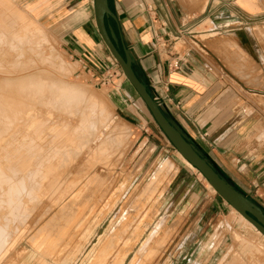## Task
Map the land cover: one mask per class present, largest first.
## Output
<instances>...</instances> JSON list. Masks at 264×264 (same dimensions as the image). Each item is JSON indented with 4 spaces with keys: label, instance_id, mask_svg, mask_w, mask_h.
<instances>
[{
    "label": "rangeland",
    "instance_id": "1",
    "mask_svg": "<svg viewBox=\"0 0 264 264\" xmlns=\"http://www.w3.org/2000/svg\"><path fill=\"white\" fill-rule=\"evenodd\" d=\"M32 1L0 0V17L4 16L3 19L0 18V24L3 25L0 26L1 30L5 29L0 30V36L4 35L1 37L3 39L0 38V55H2L0 56V84L4 83V86H0V94L4 93L3 87L11 85L9 83L15 86L17 82L15 79L32 73L28 79L33 82L28 83L33 89L41 85L48 89L51 85L56 90L55 87H59L60 83L84 88L88 98L93 97L97 100V105H101L105 113L103 114L107 118L104 124H98L97 132L92 129L87 132L91 134V137L86 136L87 139H84L85 142L91 140L87 144L79 135L80 129L83 130L90 121L87 120L88 112L84 110L87 104L84 98V101L79 102V107L84 105L83 109L75 108L74 106L78 105L73 106V102L72 105H67L68 108L66 105L63 108L61 101L59 104L52 101L51 105V102L48 104L45 101L42 105V102H39L33 110L37 114L32 112L31 121L38 115L40 119L36 117L34 119L36 122L33 120V123H25L27 127H16L14 131L10 130L11 134L7 133L6 137L0 138L2 143L0 146L5 147L3 149L0 147V158L12 159L11 155L17 154L14 156L15 160L3 161H7L5 163L8 165L20 162V159L22 162L25 159L24 163L20 162L24 166L34 162L36 164L39 161L38 157L40 159L42 156L32 157L22 152L27 150L29 141L32 143L35 141L34 143L38 145L44 144L43 150L48 144H51L49 148L54 145L58 149L61 148L55 155L58 157L51 161L54 162L51 166L55 171L51 172L52 169H50L51 171L43 174L45 179L39 182L37 187L39 189H35L34 193H24L25 201H27L25 206L14 208L4 205L2 209L3 205H0L2 207L0 208V225H2L0 232L3 230L0 237L3 236V243L6 242L5 245L1 243L3 250L0 251V264H264V234L255 226L249 225L247 220L244 223L230 204L216 211L211 199L215 197L221 200V196L216 190L211 189L208 180L198 169L192 168L180 157L178 150L171 143L162 135L158 134L160 138L155 135L157 132L153 127L146 126L138 130L120 117L117 112L118 100L115 93L116 90H121L123 82H127L120 66L112 69L116 75L112 77L111 82L104 84L78 58L68 52L63 45L62 36L56 33V29L37 18L28 5ZM7 15H10L9 17L15 15V19L8 20ZM204 17L199 42L206 47L198 46L200 54L207 59L213 58L212 54H214L215 58L228 62L229 66L222 69L230 71L236 80L242 79L243 69L248 70L247 73L249 72L251 78L258 76V66L241 65L243 55L241 42L242 39L246 41L249 37L251 43L264 44V20L257 18L247 20L243 14L239 13L214 20L210 19L208 13H205ZM17 19L20 20L17 21ZM23 22L26 25L29 23L27 28ZM7 27L10 28H8L9 31ZM11 27L14 29L20 27L19 31L22 32L18 34L19 31ZM236 28L243 31L233 36L224 33L226 30ZM25 31V35L29 37H23L25 35L22 34ZM4 32L8 34L5 35ZM216 32H222V34H216ZM9 35L15 38L12 39ZM32 36L38 40H31ZM6 38L10 40L6 41ZM13 41H16L17 45ZM250 58L252 61L254 56L250 55ZM260 70V76L264 79V66ZM34 81L37 82L33 85ZM234 84L239 87L236 81ZM39 89L40 94H45L44 90ZM91 101L93 102V100L89 102ZM77 108L82 111L78 112ZM73 110L75 113L72 112ZM83 110L87 113L84 114ZM44 119L47 120L46 123ZM37 121L42 123L41 131L45 129L42 133L38 129L39 126L35 125ZM116 123H119V126ZM76 125L80 126V129ZM19 130L20 133H18ZM14 132L15 134H12ZM113 132L118 134L117 137ZM10 135L17 136L13 139ZM105 136L109 137L108 141ZM53 137H56V140ZM66 137H68L67 142ZM145 137H150V142L143 147L145 141L144 143L139 141ZM12 139L13 142H9ZM16 139L17 141H14ZM1 140L6 144L15 142L16 145L10 144L6 148V144H3ZM80 142L84 143V149ZM17 143L22 146L18 147ZM150 143L156 145L153 151L150 150ZM63 145H65L64 148H62ZM9 147L12 153L7 152ZM2 150L5 153H2ZM32 150L31 148V152ZM19 152L24 155L22 156ZM6 153L9 158L5 156ZM17 157H20L18 161ZM165 159L173 163L174 168L172 170L171 166L170 172L176 173L181 165L192 170L198 178V187L203 190V195L198 197L193 190L187 193L188 191H183V188H178L179 181L176 180L173 183L174 174L170 175V179L159 182L161 178L159 169L163 160L166 161ZM154 173L158 176L154 177ZM14 209L20 216H16ZM25 210L26 213H24ZM13 216L18 222L12 220ZM3 219L7 220V223ZM9 219L11 223L8 222ZM9 227L13 230L12 233ZM4 236H8V240Z\"/></svg>",
    "mask_w": 264,
    "mask_h": 264
},
{
    "label": "crops",
    "instance_id": "2",
    "mask_svg": "<svg viewBox=\"0 0 264 264\" xmlns=\"http://www.w3.org/2000/svg\"><path fill=\"white\" fill-rule=\"evenodd\" d=\"M28 5L37 18L56 29L68 52L93 75L102 77L119 66L98 32L93 0H33ZM109 5L116 19L110 17L107 23L119 49L122 53L129 49L135 71L159 97L165 114L221 174L264 209V79L260 76L264 44L242 39L241 65L258 66V76L251 78L243 69L238 80L222 69L228 62L212 52L213 58L207 59L198 48L204 46L199 40L205 13L212 20L235 13L247 20H264V0H109ZM239 31L243 30L224 33L233 36ZM115 96L124 121L138 130L153 127L157 137L162 135L171 143L128 80ZM144 141L143 147L150 137L139 142ZM150 146L152 151L156 147ZM174 175L178 188L203 195L192 170L181 165ZM211 201L216 211L228 204L222 198Z\"/></svg>",
    "mask_w": 264,
    "mask_h": 264
},
{
    "label": "bare ground",
    "instance_id": "3",
    "mask_svg": "<svg viewBox=\"0 0 264 264\" xmlns=\"http://www.w3.org/2000/svg\"><path fill=\"white\" fill-rule=\"evenodd\" d=\"M7 3V2H6ZM10 4V3H9ZM1 6V5H0ZM9 7V6H8ZM7 7V8H8ZM12 8V7H11ZM10 9V8H9ZM0 10H1V8H0ZM8 10V9H7ZM10 11V10H9ZM6 12V11H5ZM1 13V12H0ZM4 13H3V11H2V15H3ZM8 14H9V12H8ZM14 14V13H13ZM1 15V14H0ZM6 15V14H5ZM11 15V14H10ZM10 15H7V18H8V20H10L9 18H13V19H15L14 17H15V15H14V17L13 16H11V17H9ZM2 17V19H3V17L4 16H1ZM0 17V18H1ZM16 17H18L17 15H16ZM24 17V16H23ZM20 18H22V17H20ZM6 21L5 22H7V19L6 18H4ZM27 19V18H26ZM25 19V20H26ZM1 20V19H0ZM18 20H20V19H17V21ZM23 20V19H22ZM2 21H4V20H2ZM11 21L13 22V20L11 19ZM16 20H15V22H17ZM9 22V21H8ZM1 23V22H0ZM20 23H22V22H20ZM23 23H25V22H23ZM3 24L5 25V23L3 22ZM9 24V23H8ZM16 24H18V22L16 23ZM15 24V25H16ZM1 25V24H0ZM7 25V24H6ZM15 25H13V26H15ZM18 25H20V24H18ZM24 25V24H23ZM25 25H26V23H25ZM27 25H29V23L27 24ZM25 26L26 28L28 27V26ZM1 26H3V25H1ZM0 26V30H1V27ZM8 26V25H7ZM17 26V25H16ZM15 26V27H16ZM9 27H10V25H9ZM9 27H7L6 29H8ZM20 27H21V25H20ZM20 27L18 28V29H16V30H18L19 31V29H20ZM25 27H23V28H25ZM29 27H31V25L29 26ZM12 28V27H11ZM33 28V27H32ZM10 29V28H9ZM9 29H8V31H9ZM12 29H14V28H12ZM14 29V30H15ZM29 29V28H28ZM3 30H5L4 28H3ZM3 30H1V31H3ZM21 30V29H20ZM23 30V29H22ZM26 30V29H25ZM12 31V30H11ZM31 31V30H30ZM20 32H22V31H19V32H17L18 34L20 33ZM34 32H35V30H34ZM1 33V32H0ZM3 33V32H2ZM4 34L5 35H7L8 33H6V32H4ZM10 34V33H9ZM26 34V31H25V33H23L22 35H25ZM30 34V33H29ZM2 35V34H1ZM31 35V34H30ZM37 35V34H36ZM2 36H4V35H2ZM2 36H0V38L2 37ZM11 35H9V37H10ZM38 36V35H37ZM7 37V36H6ZM12 37V36H11ZM10 37V38H11ZM23 37H29V36H27V35H25V36H23ZM10 38H8L9 40H10ZM15 37H12V39H14ZM1 39H3V38H1ZM8 39L6 38V41H8ZM22 39V38H21ZM24 39V38H23ZM22 39V40H23ZM32 39H34V37L32 36V38H31V40ZM19 40H20V38H19ZM24 40H27V39H24ZM30 40V39H29ZM35 40V39H34ZM38 40V39H37ZM37 40H35V41H37ZM3 42V41H2ZM14 42V41H13ZM12 42V43H13ZM22 42V41H21ZM4 43H5V40H4ZM15 44H16V41L14 42ZM17 43H18V41H17ZM8 45H9V43H8ZM17 45V44H16ZM22 46V45H21ZM28 48H30V47H28ZM17 49V48H16ZM3 51V50H2ZM15 51V50H14ZM20 51V50H19ZM21 52V51H20ZM0 56H2V55H0ZM1 58V57H0ZM10 58V57H9ZM57 58V57H56ZM59 58V57H58ZM3 59V58H2ZM15 60V59H14ZM51 60H52V58H51ZM57 60H59V59H57ZM61 60V59H60ZM62 61V60H61ZM58 62V61H57ZM19 64V63H18ZM30 64V63H29ZM8 65V64H7ZM23 65V64H22ZM15 67V66H14ZM15 71V70H14ZM24 72V71H23ZM34 73H36V72H34ZM40 73V72H39ZM17 74V73H16ZM20 74V73H19ZM38 74V73H37ZM6 75V74H5ZM32 75V73H30V74H27V75H25V76H23V77H20V78H18V79H15L14 81L16 82L14 85L15 86H13L12 84L13 83H9V82H7V81H5V82H7V83H9V87L8 86H6V87H3L4 85V83H2V84H0V86L1 85H3L2 87H3V92L4 93H2V94H0V138L2 137H4L7 133H10L11 134V132H10V130L12 131V129H13V131H14V129L17 127V128H22V127H27V126H25V123H27L28 124V122L30 123V122H32L36 117H37V119H38V117H39V115L38 116H36V117H34V119L31 121V119L33 118L32 117V112H33V110L35 109V106L36 105H38V103L40 102H42L41 103V105L42 104H44L43 102H45L46 101V103L48 102V104L50 103V105L52 104V101H55V102H53V103H56V104H59V101H61L62 102V105L64 106L63 108H65V105L67 106V105H72V102H73V106L76 104V105H78V106H74L75 108L76 107H78L79 109L80 108H82V106H84V105H82V102H81V107H79V102L80 101H82L83 100V98L86 100V102H87V104H86V106H85V108L87 109H84L85 111H87L88 112V114H87V116L89 117V118H87V120H90V121H88V125L82 130V129H80V126H77V127H79L78 129H80L81 130V134L79 133V135L80 136H82L83 138H81L82 140H84V139H87L86 138V136L88 137H91L90 135H89V133H87V132H90V130L92 129V130H94V131H96L97 132V130H98V124L99 123H103L104 122V120L107 118L104 114V112H103V110H102V107H101V105H97V100L96 99H94L93 97H91V96H89V98H88V93L86 92V90L84 89V88H82V87H80V86H78V85H71V84H66V83H60V86L58 87V86H56L55 88H56V90H57V88H58V91H56V90H54L53 89V86L51 87V85L48 87V89H46L45 88V86H40L39 88H41L42 90H44V92H45V94H40V89L37 87V88H35V89H33V87L32 88H30L29 86V81H30V83H32L31 82V80L30 79H28V78H30L29 76H31ZM35 75V74H34ZM39 75V74H38ZM36 76V75H35ZM53 77V76H52ZM126 77V76H125ZM39 79V78H38ZM12 80V79H11ZM35 80H36V77H35ZM8 81H9V79H8ZM13 81V80H12ZM13 81V82H14ZM38 81V80H37ZM37 81H34L35 83H33V85L34 84H36V82ZM55 81H56V79H55ZM4 82V81H3ZM40 82V81H39ZM53 82V81H52ZM46 83V82H45ZM44 83V84H45ZM54 83H56V82H54ZM58 83V82H57ZM32 84H31V86H33ZM56 85V84H55ZM37 86V85H36ZM61 90V91H60ZM60 91V93H58ZM1 92V91H0ZM45 95V96H44ZM91 95V94H90ZM87 96V97H86ZM90 100H93V102L91 101V102H89ZM84 101V100H83ZM85 102V103H86ZM92 103V104H91ZM56 104H54V105H56ZM40 105V106H41ZM47 105V104H46ZM45 105V106H46ZM69 105V106H70ZM39 106V107H40ZM47 107H48V105H47ZM56 107H58L59 108V106L58 105H56ZM61 107V106H60ZM51 108V107H50ZM55 108V107H54ZM57 108V109H58ZM67 108H68V106H67ZM73 108V107H72ZM78 108L76 109L78 112H81L82 111V109H81V111L80 110H78ZM53 109V108H52ZM39 110V109H38ZM37 110V111H38ZM43 110V109H42ZM70 110H72V109H70ZM70 110H68V111H70ZM84 110H83V112H84ZM44 111V110H43ZM62 111V110H61ZM75 110H73L72 112H74ZM36 112V111H35ZM35 112H33L34 114H37V113H35ZM65 112V111H64ZM87 112H84V114H86ZM69 113V112H68ZM75 113V112H74ZM104 113V114H103ZM82 114V113H81ZM90 114V115H89ZM42 115V114H41ZM51 115V114H50ZM104 115V116H103ZM54 116V115H53ZM81 116H83V114L81 115ZM84 117V116H83ZM95 117L97 118L96 120H95ZM46 118V117H45ZM82 118V117H81ZM39 119H40V117H39ZM47 119V118H46ZM49 119V118H48ZM51 119V118H50ZM49 119V120H50ZM76 119V118H75ZM86 120V119H85ZM108 120V119H107ZM106 120V121H107ZM35 121V120H34ZM42 121V120H41ZM41 121H37V123H35V125L37 124V126H39L38 127V129H40V131H41V128H43L42 126H40L42 123H41ZM43 121H45V119L43 120ZM42 121V122H43ZM47 121V120H46ZM46 121H45V123H46ZM82 121H84V119L82 120ZM36 122V121H35ZM50 122V121H49ZM33 123V122H32ZM111 123V122H110ZM39 124V125H38ZM43 124H44V122H43ZM70 124V123H69ZM79 124V123H78ZM81 124V123H80ZM104 124V123H103ZM115 124V123H114ZM119 123H116V125H118ZM18 125V126H17ZM35 125H34V130L36 129L35 128ZM45 125V124H44ZM101 125V124H100ZM115 125V126H116ZM60 126V125H59ZM64 126V125H63ZM119 126V125H118ZM29 127V126H28ZM41 127V128H40ZM45 127V126H44ZM58 127V126H57ZM77 127H75V128H77ZM101 127V126H100ZM117 127V126H116ZM55 128V127H54ZM59 128V127H58ZM83 128V127H82ZM115 128V127H114ZM37 129V130H38ZM69 129V128H68ZM71 129V128H70ZM73 129V128H72ZM24 130V129H23ZM23 130H22V133H23ZM30 130V129H29ZM36 130V131H37ZM44 131H45V129H43ZM42 130V131H43ZM54 130V129H53ZM61 130V129H60ZM113 131H114V129H112ZM116 130H118L119 131V129H116ZM116 130H115V132H116ZM16 131H18V130H16ZM25 131V130H24ZM31 131V130H30ZM42 131L40 132V133H42ZM76 131V130H75ZM117 131V133H119ZM26 132H27V129H26ZM55 132V131H54ZM58 132V131H57ZM65 132H67V130L65 131ZM18 133H20V130H19V132ZM38 133V132H37ZM50 133V132H49ZM68 133H69V130H68ZM68 133H65V134H68ZM75 133V132H74ZM114 133V132H113ZM12 134H15V132L14 133H12ZM31 134V133H30ZM54 134V133H53ZM59 134V133H58ZM71 134V133H70ZM77 134V133H76ZM88 134V135H87ZM105 134V133H104ZM109 133H107V135H108ZM115 134V133H114ZM9 135V134H8ZM20 135V134H19ZM29 135V134H28ZM49 135V134H48ZM94 135V134H93ZM111 135V134H110ZM118 135V134H117ZM117 135L115 134L114 136H116L117 137ZM120 135V134H119ZM11 137H13L12 135H10ZM17 136V135H16ZM15 136V137H16ZM27 136V135H26ZM31 136V135H30ZM41 136V135H40ZM51 136V135H50ZM54 136H56V135H54ZM95 136V135H94ZM113 136V137H114ZM6 137V136H5ZM15 137H13V139L15 138ZM19 137V136H18ZM28 137V136H27ZM26 137V140L29 138H27ZM44 136L42 135V138H43ZM59 136H57V138H58ZM88 137V138H89ZM106 137V136H105ZM113 137H111V139H113ZM24 138H25V136H24ZM47 138V137H46ZM54 138V137H53ZM56 138V137H55ZM54 138V139H55ZM67 139H65L66 140V142H67V140H68V137H66ZM107 138H109V137H106L105 139L108 141L109 139H107ZM7 139V138H6ZM9 139V138H8ZM13 139H12V141L10 140H8L9 142H13ZM41 139V138H40ZM62 139H64V137L62 138ZM77 139V138H76ZM92 139V138H91ZM95 139V138H94ZM3 140H5V138L3 139ZM23 140V139H22ZM25 140V139H24ZM32 140H33V138H32ZM47 140V139H46ZM56 140V139H55ZM54 140V141H55ZM99 140H101V139H99ZM2 141V140H1ZM14 141H17V139L16 140H14ZM38 141V140H37ZM50 141L52 142V140H51V138H50ZM63 141V140H62ZM81 141V140H80ZM89 141H91V140H89ZM89 141H87V142H89ZM101 141H103V140H101ZM3 142V144H6L5 143V141H2ZM26 142V141H25ZM24 142V144H26ZM35 141H33V143L32 142H28V144H29V146H28V148H27V150L26 151H22L25 155H31L32 157L34 156V157H37L38 155H40V159H39V157H38V162L35 164V162H34V164H32V163H29V161L27 162V163H29L28 165H26V166H24V164L22 165L21 163H24L25 162V159H23L24 160V162H22V159H20L21 161V163L20 162H14L13 164H10V165H8L7 163H5V162H7V161H5V162H3L4 160H6L7 158L5 157V159L3 160V158L1 159L0 158V205H3V208L2 207H0V208H2V209H4V205H7L8 207L9 206H13L14 208L15 207H19V206H22V205H24L25 206V204H26V202L27 201H25V197H24V195H26V194H24V193H34V191H35V189H39V188H37L38 186H39V182H41L43 179H45V173H47V172H49V170L50 169H52V171L51 172H53V171H55L54 170V168H53V166H51V164H53L54 162H51V161H53V160H55V159H53V158H56V157H58V156H56L55 157V155H56V153L59 151V150H61V148L60 149H58L57 147H55V145L54 146H52V147H48V146H51V144L49 145L48 144V146H46V149H44L43 150V145H38V143H34ZM50 142V143H51ZM59 142H60V140H59ZM76 142V141H75ZM84 142H85V140H84ZM87 142H85V143H87ZM98 142V141H97ZM100 142V141H99ZM8 143V142H7ZM57 143H58V141H57ZM57 143H56V146H57ZM64 143V142H63ZM83 142H80V144H81V146H83L84 145V143L82 144ZM0 144H2V143H0ZM10 144H13V143H8V144H6L5 146H6V148L8 147V146H10ZM52 144H53V142H52ZM61 144H62V142H61ZM60 144V145H61ZM75 144H77V143H75ZM88 144V143H87ZM86 144V145H87ZM13 145H16L15 144V142H14V144ZM60 145H58V146H60ZM66 145V144H65ZM65 145H63V147L62 148H64V146ZM68 145V144H67ZM66 145V146H67ZM97 145V144H96ZM2 146V145H1ZM0 146V147H1ZM17 146L18 147H21V146H19L18 145V143H17ZM16 146V147H17ZM98 146H100V145H98ZM12 147V146H11ZM11 147H9V150L7 151V152H9L10 150H11ZM25 147H27V144L25 145ZM80 147V146H79ZM2 149L3 148H5L4 146L3 147H1ZM14 148V147H13ZM24 148V147H23ZM23 148L21 149V150H23ZM31 148L33 149L32 151L33 152H31ZM81 148V147H80ZM85 147L83 146V149H84ZM70 149V148H69ZM82 149V148H81ZM80 149V150H81ZM5 150V149H4ZM16 150V149H15ZM25 150V149H24ZM72 150V149H71ZM12 151V150H11ZM10 151V152H11ZM20 151V150H19ZM66 151V150H65ZM77 151V150H76ZM79 151V150H78ZM83 151V150H82ZM14 152V151H13ZM22 152H19V153H21V155H22ZM63 151H61V153H62ZM2 153H5V152H3V150H2ZM12 153V152H11ZM59 153V152H58ZM72 153V152H71ZM93 153V152H92ZM16 153H14V155H11V157H13L12 159L11 158H9V156H8V153H6V155L5 156H8V158L9 159H11V160H15V157L14 156H16L15 155ZM23 154V155H24ZM77 154V153H76ZM89 154H91V153H89ZM179 154H180V157H182L183 158V160L188 164V165H190L192 168H194V169H197L195 166H193L186 158H184L182 155H181V153L179 152ZM0 155H1V151H0ZM3 155V156H4ZM18 155H20V154H18ZM22 155V156H23ZM63 155H65L66 156V154H63ZM27 156H25L26 158H28ZM70 156V155H69ZM25 157H23V158H25ZM60 157V156H59ZM68 157V156H67ZM18 158V157H17ZM20 158V157H19ZM19 158L17 159V161L19 160ZM22 158V157H21ZM31 158V157H30ZM30 158H29V160H30ZM63 158H66V157H63ZM63 158H60L61 160L63 159ZM9 159H7V160H9ZM32 159V158H31ZM37 159V158H36ZM59 159V158H58ZM57 159V160H58ZM33 160H34V158H33ZM166 160V159H165ZM27 161V160H26ZM65 160H63V162H64ZM70 161V160H69ZM50 162V163H49ZM58 162V161H57ZM67 163H68V161H66ZM9 163V162H8ZM49 163V164H48ZM72 163V162H71ZM161 163V162H160ZM62 165V164H61ZM36 166H39V167H36ZM70 166V165H69ZM160 166V165H159ZM171 166H172V170H173V163H171V161L170 160H166V161H164L163 160V164H162V166H160V169H159V171H160V179L158 180L159 182L160 181H164V180H166V179H170V177L171 176H173V174H175V172H170V170H171ZM64 167V166H63ZM82 168V167H81ZM157 168V167H156ZM62 170H63V168H62ZM81 170V169H80ZM59 171V170H58ZM57 171V172H58ZM22 172V173H21ZM156 172H157V170H156ZM44 174V175H43ZM154 175H155V173H154ZM171 175V176H170ZM40 176V177H39ZM47 176V175H46ZM158 175H155L154 177H157ZM154 177H152V178H154ZM153 180V179H152ZM153 182V181H152ZM159 182H157V183H159ZM46 183V182H45ZM56 183V182H55ZM155 183V182H154ZM43 185V184H42ZM53 186V185H52ZM148 186V185H147ZM209 186L211 187V189L212 190H214L215 191V189L213 188V186L209 183ZM157 187V186H156ZM52 188V187H51ZM143 190V189H142ZM155 190V189H154ZM149 191V190H148ZM28 193V194H29ZM154 193V192H153ZM152 194V193H151ZM32 195H34V194H32ZM147 195V194H146ZM150 196V195H149ZM148 196V197H149ZM36 197V196H35ZM147 199V198H146ZM32 200V199H31ZM30 200V201H31ZM35 200V199H34ZM29 201V200H28ZM33 202V201H32ZM35 202V201H34ZM24 206H23V208H24ZM17 207V208H18ZM6 208V207H5ZM36 208V207H35ZM234 208V207H233ZM9 209V208H8ZM24 209H26V208H24ZM235 209V208H234ZM7 210V209H6ZM5 210V211H6ZM15 210V209H14ZM13 210V211H14ZM20 210H22V208L20 209ZM19 210V211H20ZM7 212V211H6ZM8 214H10L9 212H7ZM7 213H5V214H7ZM15 213H16V210H15ZM15 213H13V214H15ZM21 213H23V212H21ZM24 213H26V210L24 211ZM27 213H28V211H27ZM7 214V215H8ZM17 214V213H16ZM240 214V213H239ZM4 215V214H3ZM22 215V214H21ZM25 215V214H24ZM16 216H20V215H16ZM26 216V215H25ZM11 217V216H10ZM14 217V216H13ZM4 218V217H3ZM5 218H6V216H5ZM8 218H9V216H8ZM16 217H14V218H12V220L14 219V220H16L15 219ZM245 218V217H244ZM23 219H24V217H23ZM33 219V218H32ZM36 219V218H35ZM4 220V219H3ZM19 220H20V217H19ZM245 220H247L246 218H245ZM4 221H6V223H7V220H4ZM11 221V219H9V221L8 222H10ZM14 222V221H13ZM16 222H18V220H16ZM247 222L248 223H250L249 225H252V226H254L251 222H249L248 220H247ZM11 223V222H10ZM21 223H22V221H21ZM14 225H16L15 223H13ZM248 225V226H249ZM9 226H11V225H9ZM17 226V225H16ZM4 227V226H3ZM13 227H15V226H13ZM0 228L2 229V225H0ZM4 228H6V227H4ZM10 228V227H9ZM7 229V228H6ZM5 229V230H6ZM257 229V228H256ZM10 230H12L11 228L9 229V231ZM7 231V230H6ZM9 231H7V232H9ZM2 232H3V230L0 232L1 234H2ZM13 232V230L11 231V233ZM261 232V231H260ZM6 233V232H5ZM7 234V233H6ZM9 234V233H8ZM16 234V233H15ZM3 235H4V233H3ZM263 235V234H262ZM1 237H2V239H1ZM0 237V239H1V241H0V251L1 250H3V249H1V243L2 244H6V242L5 243H3V236H1ZM4 237H8V236H4ZM10 237V236H9ZM49 238V237H48ZM4 240H5V238H4ZM7 240H8V238H7ZM40 243H42V242H40ZM3 245V246H4ZM4 248V247H3ZM238 263V262H237Z\"/></svg>",
    "mask_w": 264,
    "mask_h": 264
},
{
    "label": "water",
    "instance_id": "4",
    "mask_svg": "<svg viewBox=\"0 0 264 264\" xmlns=\"http://www.w3.org/2000/svg\"><path fill=\"white\" fill-rule=\"evenodd\" d=\"M95 22L98 32L122 69L127 80L133 85L140 97L145 102L154 120L172 145L195 166L213 186L216 192L228 204L234 207L243 217L251 222L264 234V209L253 198L239 189L230 178H226L219 170L188 140L181 130L169 119L152 94L147 82L137 74L133 67V58L128 48L123 53L117 44V38L107 20L112 17L116 19L109 0H93Z\"/></svg>",
    "mask_w": 264,
    "mask_h": 264
},
{
    "label": "built area",
    "instance_id": "5",
    "mask_svg": "<svg viewBox=\"0 0 264 264\" xmlns=\"http://www.w3.org/2000/svg\"><path fill=\"white\" fill-rule=\"evenodd\" d=\"M177 64H178V62L175 63V65H177ZM114 75H116V72H114V71H112V70H109V71H107L102 77H97V78H99V80H100V81H103V83L105 84V83H109V82H111L112 77H113ZM151 92H152V90H151ZM152 94L154 95L155 99H156V100L158 101V103H159V97L156 96L153 92H152ZM159 104H160V103H159Z\"/></svg>",
    "mask_w": 264,
    "mask_h": 264
}]
</instances>
